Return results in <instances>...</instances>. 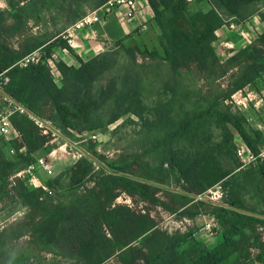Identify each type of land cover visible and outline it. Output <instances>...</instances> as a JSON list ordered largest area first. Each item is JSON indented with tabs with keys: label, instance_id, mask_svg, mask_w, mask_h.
I'll use <instances>...</instances> for the list:
<instances>
[{
	"label": "trees",
	"instance_id": "trees-1",
	"mask_svg": "<svg viewBox=\"0 0 264 264\" xmlns=\"http://www.w3.org/2000/svg\"><path fill=\"white\" fill-rule=\"evenodd\" d=\"M5 1L8 10L0 8V74L10 78L6 92L19 105L40 120L51 121L60 130V136L78 150L82 149L75 144L78 135L105 129L126 115L143 119L147 108L141 92L146 76L128 69L105 85H97L102 76L117 67L115 49L122 47L123 41L88 61L78 58L79 67L55 60L58 48L76 56L65 38L66 30L108 0ZM147 2L160 31L164 54L161 57L157 51H142L138 47L124 52L133 62L137 53L160 59L176 75L188 71L193 77L191 90L198 87V80L194 79L206 80L208 89L201 96L206 107L200 110V115L205 116V122L213 121L224 130L223 140L213 143L203 124L189 129L193 121L190 118L179 121L176 129L196 139L189 141L192 146L189 152L174 151L173 143L162 140L169 150L155 161L159 160L161 166L168 161L167 171L148 168L146 175L140 176L127 166L110 168L101 158L82 149L83 157L48 180L46 188H35L27 184V179L16 177L12 182L10 179L36 161L33 154L51 140L53 129L44 134L45 128L39 127L30 116L13 115L12 126L18 137L11 140L9 148L18 161L0 158V189L10 203L24 206L26 213L0 230V264H12L8 246L24 238L40 252L60 256L66 264H105L118 249L140 237L147 249L143 264H225L235 253L236 264H254L252 249L264 253L259 231L264 227V219L189 196L202 195L218 184L224 185L225 191L230 190L222 200L224 204L264 215V161L242 167L229 128L255 153L259 152L246 128V118L235 112L231 104L234 94L254 85L264 75V33L252 44L232 52L224 62L214 47L219 29L232 21L243 22L250 17V8L264 0H196L209 5L207 10L196 11H191L187 0ZM63 11H68L71 24L62 31L46 32L54 16L62 15ZM33 26L42 29L32 32ZM34 51L41 52L42 61L20 67L18 62ZM47 59L55 62L61 74V86L55 83ZM224 78L227 88L217 84ZM167 103L158 102L153 124L168 138L177 132H169L176 124L169 116ZM201 127L205 131H200ZM252 132L260 138L259 132ZM23 147L26 153L21 152ZM173 176L186 190L181 193L180 202H174L189 205L182 213L191 217L210 214L217 219L223 241L216 247L210 249L197 241L194 232L186 237H170L155 229L158 222L151 216L137 217L130 206L116 203L125 193L165 207L156 193ZM167 189L172 198L180 192ZM169 209L176 212V208ZM134 259L124 261L131 264Z\"/></svg>",
	"mask_w": 264,
	"mask_h": 264
},
{
	"label": "rangeland",
	"instance_id": "rangeland-1",
	"mask_svg": "<svg viewBox=\"0 0 264 264\" xmlns=\"http://www.w3.org/2000/svg\"><path fill=\"white\" fill-rule=\"evenodd\" d=\"M0 8L3 11L8 10L5 0H0ZM208 8L209 6H207L205 2L190 3L191 11H196L197 9L207 10ZM249 11L250 17L258 15L264 18V2L258 3L256 7L252 6ZM250 17L244 21H248ZM54 19V22L49 25L46 32L52 33L53 31H62L67 25L71 24L68 19V11H63L60 16L55 15ZM231 23L236 22L232 21ZM8 25L9 23L6 24V26ZM39 29L42 28H35L33 26L32 32ZM243 29L244 28L239 27L230 30L226 27H222L217 31L218 39L215 41L214 47L222 62H224L232 52L246 47V42L241 33ZM262 33L264 32L258 29L257 38ZM42 35H44V33H42ZM134 47H138L142 51H157L161 57L164 54L160 41L159 29L158 31L149 29L145 32H135L133 36L122 43V47L115 49V52L118 53L117 67L102 76L97 85H105L110 78L121 75L128 69L139 72L142 77L146 76L142 84L143 89L141 92L147 108L143 119L134 115H126L114 124L99 130L98 132H100V135L98 139H85L79 141L82 138L77 137V143L75 144L82 147L83 150L88 151L90 154H94L101 158L110 168L127 166L128 170H132L134 173H137V175L145 176L146 169L148 168L166 171L169 169L168 161H165L164 165L161 166L159 165L161 162L157 160L158 157L161 158L160 155L163 152L169 150L168 146L164 145L165 143L162 142V140H167L168 144L173 143L172 147L174 151L177 150L179 152V150H183V152H189L191 150L192 146L189 141H191V139L192 141H196V139L189 133L185 134V131H176L179 127V121H190V118H193L189 129L196 125H205L206 130L208 129L206 133L211 136L210 138L213 143H218L223 140L224 130L217 127L213 121L207 120V122H205V116L200 115V110L206 107L201 99V96L205 95L208 89L206 80L194 79L198 80V87L196 90H191L192 88L190 85L193 77H191L188 71L182 70L184 72L183 75H176L171 72L167 64L160 59L154 60L138 53L136 54V62H133L128 58L124 49L126 50ZM226 80L227 79L224 78L217 81V84H223V88H227ZM168 83L170 84L168 85L169 90L166 89ZM160 100L165 103L168 102L167 108L169 109V116L176 124L175 127L169 128L170 133L175 132L176 134L177 132L174 137L167 138L164 136V133L159 131L153 124L156 121L155 109ZM232 100L233 104H231V106L234 111L242 114L247 120L245 125L249 134L255 139L254 145L257 147L258 151L264 149V75L258 79L254 85L247 86L240 92L234 94ZM229 103L231 102L229 101ZM204 128L205 127H201L200 131H205ZM229 128L234 134V143L236 146L239 145L241 141H244L232 127ZM252 131L259 132L260 138H256ZM15 135L16 132L14 128H12L7 136L0 137V158L10 159L13 162L18 161L15 152H12L9 148V143L16 137ZM50 139H53V141H51L45 149L47 151H54L56 149L54 155H52L53 157L62 154V157L67 160V164L76 160V158L73 157L74 155L78 156L76 153L78 151L76 146L70 144L56 133L52 135ZM60 145L64 146L60 149ZM66 150L69 152L66 153ZM83 155L82 153L80 158H82ZM156 157L157 161H155ZM56 170L55 168V171ZM34 174L41 179L42 185L46 184V179H53L58 176L56 174H46L43 177L39 169H36ZM16 177L22 178L23 180L27 179V184L31 187L37 188V185L40 184L38 180L34 184L31 183L30 179L32 176L30 174L22 176L18 175V173L12 176L10 182ZM162 184L166 187L161 188V190L156 193V196L165 204V207L156 203H151L139 196L132 197L125 193L120 196L119 201L122 204L130 206L134 212L133 214L137 217L140 215H149L157 222L162 221V226L164 227H177L179 224L177 222L178 219L169 216L171 211L169 208H175L172 206L175 205V203L167 187L178 191L186 190L182 183L176 181V177L174 176ZM229 191V189L225 191L224 185H219L211 188L202 196H209L214 198V200L221 201L226 197ZM4 195L5 192L0 189V230H3V228L11 222L21 219L26 213V208L24 206L19 202L10 203L8 197ZM248 200L250 202V199ZM208 208L209 207L206 209ZM130 220L131 219H129V221ZM191 224L193 229L194 224ZM259 231L262 233V242L264 243V227H260ZM256 251V262L264 264V253L258 250ZM8 256L11 260H14L12 264H66L63 259L58 258L52 253L40 252L38 248L30 243L28 238L17 240L13 245L10 247L8 246ZM257 257H259L262 262L258 261ZM256 262L254 264H257Z\"/></svg>",
	"mask_w": 264,
	"mask_h": 264
},
{
	"label": "crops",
	"instance_id": "crops-1",
	"mask_svg": "<svg viewBox=\"0 0 264 264\" xmlns=\"http://www.w3.org/2000/svg\"><path fill=\"white\" fill-rule=\"evenodd\" d=\"M141 2L142 5H144L143 9L137 13V16L131 22L132 23L131 25L126 24L119 17L115 15H110L105 22L94 24L89 28L73 33L74 43L72 45V48L76 56L70 53H66L62 49L58 48L55 50V57L58 60H62L69 66L79 67L80 63L78 61V58L82 59L83 61H88L103 52L115 48L118 42L121 41L125 42L131 36H133L135 32H142L141 28L143 27H144V32L149 29L158 31V26L154 21V15L149 4L147 6L144 4L143 0ZM206 4L207 6H209L208 3ZM87 10L91 11L93 9H87ZM252 17L254 18L256 17V19L253 20L254 27L264 32V18L258 15ZM54 77L55 76L53 74V79ZM54 81L57 85L59 86L62 85L61 80L59 81L54 79ZM49 123L53 130L60 132V130H58L57 127L56 128L54 127L51 121H49ZM15 136L18 137L17 132ZM51 141H53V139L49 140L46 143V145H44L40 150L35 152L33 154V157L35 160L42 157L48 159L53 168V175L55 174L59 175L62 172H64L66 169L71 167L80 158H77L74 155L73 157H75L76 160L73 161L72 163L67 164V160H65L62 157V154L60 156L53 157L52 155H54L56 149L54 151L51 150L47 151L45 149ZM63 146L64 145H60V149ZM21 152L26 153L27 152L26 148L24 147L21 148ZM67 152L69 151L66 150V153ZM55 168L57 169L56 171ZM40 174L44 177L47 174V172L45 170H40ZM38 179L42 184L41 179L39 177ZM49 179H46V181H48ZM182 192L183 191H180L179 193L178 192L175 193L176 196H173L174 202L179 201V198H181L182 196L181 194ZM119 198L116 201V203H120ZM172 206L176 208V212H170L169 216L172 218L176 217L178 219L177 220V222L179 223L178 226L177 227L169 226L168 228L162 226L163 223L162 221H158V224L155 228L156 230L163 232L170 237L173 236L186 237L189 236L191 232H194L195 239L199 242H202L210 249L216 247L223 241L222 230L220 228H212V224L215 218L213 215L201 213L199 215H196L195 217H191L188 214L182 213V211H184L189 205L181 206L180 203L179 205L178 203H175V205ZM191 223L194 224L193 229ZM142 241L143 238L140 237L139 239H136L135 241L131 242L129 245L121 249H118L116 254L111 256L106 261L105 264H126L124 259L130 261L134 259L133 256H137V257H135L134 261L131 264H143L144 263L143 255L146 254L147 249L143 245ZM256 250L258 249L256 248L252 249V254L254 256V259H255V253L257 252ZM237 259H238V254L235 253L229 258V260L225 264H236ZM253 262L255 263L256 261L253 260ZM256 263L261 264L258 262Z\"/></svg>",
	"mask_w": 264,
	"mask_h": 264
},
{
	"label": "built area",
	"instance_id": "built-area-1",
	"mask_svg": "<svg viewBox=\"0 0 264 264\" xmlns=\"http://www.w3.org/2000/svg\"><path fill=\"white\" fill-rule=\"evenodd\" d=\"M141 1L142 0H108L105 4H103L96 10L89 12L80 20H78L75 24L70 26L66 30L65 38L67 39L69 45L72 47L74 43V34H73L74 32L84 30L100 22H105L110 15H115L119 17L126 24L131 25L132 24L131 22L137 16V13L143 9L144 5H142ZM187 1L192 3L195 2L196 0H187ZM143 2L145 5L148 6L147 0H143ZM254 19H256V17L255 18L252 17L248 19V21L246 22L244 21L241 23H230L224 25L223 27H226L230 30H234L239 27L244 28L241 33L247 46L252 44L257 39L258 29L254 27L253 24ZM141 31H144V27L141 28ZM63 51L68 53L66 50ZM42 59L43 57L41 55V52L34 51L33 53L27 55L22 60H20L18 62V65L20 67H27L28 65L39 63L40 61H42ZM55 60L58 59L55 57ZM47 63L51 67L52 74H54L55 76L54 79L60 81L61 74L58 71L55 62L52 59H47ZM9 80L10 78L7 75H5V73L0 74V90L6 91L5 87L9 83ZM17 113L30 115L27 112V110L21 105H19L13 98L9 97L8 95H5L0 91V137L7 136L9 134L10 130L13 128L11 118L13 115ZM30 117L37 123L39 127L45 128V130L43 131L44 134L46 133L48 134V130H51L50 128L51 126L48 122L40 120L39 118L33 115H30ZM98 131L99 130L85 132L82 135H78V136L83 140L85 139L96 140L100 135V132ZM52 132L53 135H55L56 132L54 131ZM11 151L13 152V150ZM76 153L78 154V156L75 157L80 158L83 152L79 150V152L77 151ZM236 154L242 164V167L244 168L256 165L260 161H264V149H261L259 152L255 153L244 141H241L240 144L237 145ZM36 169L45 170L47 174L53 175V168L49 160L43 157L37 159L34 163L30 164L26 169L20 171L18 175L25 176L26 174H30L32 176L30 181L31 183L34 184L37 180L39 181L38 177H36L34 174V171ZM219 185L220 184L216 186ZM37 186L46 188V186L42 185L41 183L38 184ZM202 195L199 196L203 197ZM209 198H211V200L216 202H222V200L221 201L214 200V198L212 197ZM212 228H220L218 221L215 218L212 224Z\"/></svg>",
	"mask_w": 264,
	"mask_h": 264
},
{
	"label": "water",
	"instance_id": "water-1",
	"mask_svg": "<svg viewBox=\"0 0 264 264\" xmlns=\"http://www.w3.org/2000/svg\"><path fill=\"white\" fill-rule=\"evenodd\" d=\"M2 93H4L5 95H8V93L4 90H0ZM9 96V95H8ZM10 97V96H9ZM30 115H33L31 112L27 111ZM34 116V115H33ZM51 128V127H50ZM52 129V128H51ZM54 132H56L57 134H59L57 131L53 130ZM60 135V134H59ZM80 151H82V149H80ZM83 152V151H82ZM171 190H174V189H171ZM175 191H178V190H175ZM190 197H193L195 199H199V200H203V201H207V202H211L215 205H220V206H223V207H226V208H230V209H233V210H236V211H239L241 213H244V214H247V215H252V216H256V217H259V218H262L264 219V215H261V214H257V213H253V212H250V211H247V210H243V209H239V208H236V207H233V206H229L227 204H224L223 202H216V201H213L211 200V198L207 197V196H199V195H192V194H189Z\"/></svg>",
	"mask_w": 264,
	"mask_h": 264
}]
</instances>
